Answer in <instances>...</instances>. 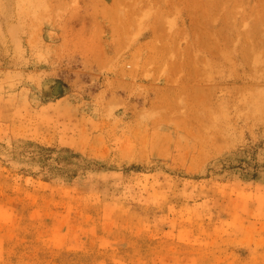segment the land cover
I'll return each mask as SVG.
<instances>
[{
    "label": "rangeland",
    "instance_id": "rangeland-1",
    "mask_svg": "<svg viewBox=\"0 0 264 264\" xmlns=\"http://www.w3.org/2000/svg\"><path fill=\"white\" fill-rule=\"evenodd\" d=\"M0 264H264V0H0Z\"/></svg>",
    "mask_w": 264,
    "mask_h": 264
}]
</instances>
